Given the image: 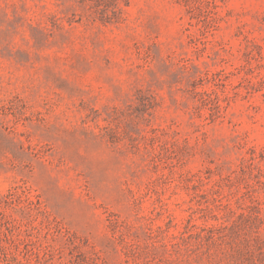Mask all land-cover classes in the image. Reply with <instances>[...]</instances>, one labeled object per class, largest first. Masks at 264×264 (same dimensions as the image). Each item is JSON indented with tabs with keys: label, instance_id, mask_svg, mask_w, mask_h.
I'll use <instances>...</instances> for the list:
<instances>
[{
	"label": "rangeland",
	"instance_id": "rangeland-1",
	"mask_svg": "<svg viewBox=\"0 0 264 264\" xmlns=\"http://www.w3.org/2000/svg\"><path fill=\"white\" fill-rule=\"evenodd\" d=\"M0 264H264V0H0Z\"/></svg>",
	"mask_w": 264,
	"mask_h": 264
}]
</instances>
